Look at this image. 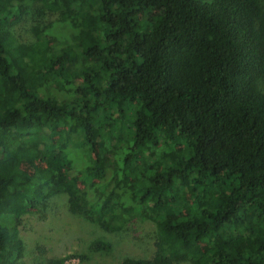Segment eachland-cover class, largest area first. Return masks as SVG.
Masks as SVG:
<instances>
[{
  "label": "trees",
  "instance_id": "1",
  "mask_svg": "<svg viewBox=\"0 0 264 264\" xmlns=\"http://www.w3.org/2000/svg\"><path fill=\"white\" fill-rule=\"evenodd\" d=\"M60 195L107 235L156 225L154 255L122 264H264V0H0V264Z\"/></svg>",
  "mask_w": 264,
  "mask_h": 264
},
{
  "label": "rangeland",
  "instance_id": "2",
  "mask_svg": "<svg viewBox=\"0 0 264 264\" xmlns=\"http://www.w3.org/2000/svg\"><path fill=\"white\" fill-rule=\"evenodd\" d=\"M31 8L34 12V5ZM34 18L37 17L26 15L23 19L17 16L11 20L9 29L16 44L35 41ZM44 18L38 19L39 24L41 28L51 25L47 32L51 41L57 42V49L71 42L72 30L68 25L59 23L57 16ZM50 92L61 100L70 99L72 94L61 92L56 87ZM79 162L76 164L78 167L82 165L81 160ZM65 164L67 168L70 165L67 161ZM28 165L32 172L38 162L31 161ZM67 202V195L52 197L23 217L20 235L25 242L26 253L20 264H46L52 259H63L64 264H122L126 258L148 259L154 255L156 225L153 222L137 218L124 231L107 235L97 224L72 215ZM100 239L110 242L112 249L94 251L93 246ZM201 248L206 246L202 244Z\"/></svg>",
  "mask_w": 264,
  "mask_h": 264
}]
</instances>
